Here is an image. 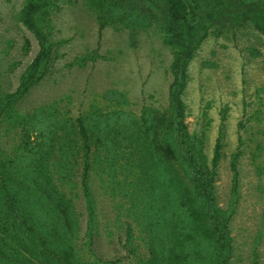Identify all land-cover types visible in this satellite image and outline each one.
<instances>
[{
	"label": "rangeland",
	"instance_id": "rangeland-1",
	"mask_svg": "<svg viewBox=\"0 0 264 264\" xmlns=\"http://www.w3.org/2000/svg\"><path fill=\"white\" fill-rule=\"evenodd\" d=\"M25 2L0 0L3 93L16 91L39 50L18 21ZM232 4L224 1L228 15L216 19L190 61L182 100L187 129L202 140L209 165L219 144L215 197L229 217L227 264H264V35L251 22L236 17L233 22ZM98 18L82 0H67L51 15V64L44 79L14 105L19 115L54 114L62 127L98 113L139 117L145 107L167 108L172 50L160 28H102ZM28 127L15 121L0 125V159L8 163L4 174L0 167V204L5 193L12 194L31 228L22 234L0 231V264H144L152 246L166 250L174 222L168 223L171 192L163 178L151 185L142 174L135 142L125 134L109 145L101 138L85 156L77 132L79 148L54 151L49 175L73 212L72 223L65 224L22 171L19 144ZM28 129L35 141L37 130Z\"/></svg>",
	"mask_w": 264,
	"mask_h": 264
},
{
	"label": "trees",
	"instance_id": "trees-1",
	"mask_svg": "<svg viewBox=\"0 0 264 264\" xmlns=\"http://www.w3.org/2000/svg\"><path fill=\"white\" fill-rule=\"evenodd\" d=\"M67 0H26L18 21L35 37L39 50L20 76L19 86L13 93H3L0 85V125L15 121L37 130L36 140L24 128L19 144L25 161L22 171L29 174L31 185L46 198L65 224L73 221L70 203L52 184L49 175L50 160L57 149L79 148L75 134H80V148L87 156L91 144L109 145L118 134L127 135L139 152L142 174L163 178L169 188L168 200L172 217L169 246L156 251L151 247L144 264H190V259L204 264H227L232 252L229 217L216 202L215 177L219 144L212 165L207 163L202 140L189 133L185 123V104L182 100L187 85V68L196 50L211 34L216 19L228 15L223 9L227 0H82L97 12L100 27L119 24L135 30L156 24L162 40L172 50L169 66L171 81L168 86V105L164 111L145 107L139 117L98 113L95 118L79 117L77 126L62 124L55 115L35 112L33 118L18 114L14 105L46 76L52 59L51 15ZM229 17L251 22L264 35V0H231ZM239 16V17H238ZM235 22V21H233ZM115 114V115H114ZM126 122V123H125ZM59 126L61 134L57 133ZM112 134V135H110ZM113 136V137H111ZM113 138V139H112ZM63 155V154H62ZM7 172L8 163L0 159V167ZM84 181L88 174L85 161ZM159 174V176H157ZM3 179V177H2ZM4 183V182H3ZM152 185V184H151ZM10 190L9 184H4ZM85 189L86 184H84ZM12 194L5 193L0 204V231L3 233L24 229L31 231L26 218L14 203ZM16 230V231H15Z\"/></svg>",
	"mask_w": 264,
	"mask_h": 264
}]
</instances>
